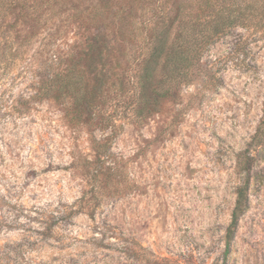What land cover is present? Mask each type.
<instances>
[{"label": "rangeland", "instance_id": "1", "mask_svg": "<svg viewBox=\"0 0 264 264\" xmlns=\"http://www.w3.org/2000/svg\"><path fill=\"white\" fill-rule=\"evenodd\" d=\"M203 2L0 0V264H264V142L253 141L264 107V29L256 19L204 52L176 102L163 99L146 119L135 114L148 20L158 33L173 19L203 21ZM73 61L95 98L93 120L75 110V124L73 108L68 117L41 92L53 69ZM92 135L109 139V182L100 175L96 184L80 164L98 159ZM246 183L247 210L231 233Z\"/></svg>", "mask_w": 264, "mask_h": 264}, {"label": "trees", "instance_id": "2", "mask_svg": "<svg viewBox=\"0 0 264 264\" xmlns=\"http://www.w3.org/2000/svg\"><path fill=\"white\" fill-rule=\"evenodd\" d=\"M235 2L234 0H204L202 9L204 13L207 11L208 14H205L203 21H187L185 17L180 20L173 19L168 23L167 29L159 33L157 31L158 22L148 20L149 23H152L153 33L146 41V53L137 64V67L140 68L137 104L139 107L135 111L138 120L146 119L148 114L157 113L161 101L165 98L176 102L180 97L181 89L193 82L194 73L199 67L204 52L220 38L227 35L232 27L238 24L242 25V22L247 19L246 17H249L256 19L255 28L264 29V0H245L243 6ZM105 8L107 11L109 10L108 7ZM175 23H178V30L169 44V31ZM88 47V51L83 54L86 58L94 52V46L91 43L88 44ZM74 62L68 65L65 70L53 69V72L49 73L51 77L46 80L41 89L42 99L51 98L60 101L65 106L68 117L72 115L73 108L74 114L75 110L77 113L88 111L89 120H93L91 114L95 98L89 91V83L84 70L76 65L77 61ZM159 71H161V76L159 81H156ZM146 110H148L147 113ZM76 119H78V115H72L71 123L75 124ZM108 140L106 138L100 141L92 135L91 141L98 159L95 162L84 159L80 163L86 174L91 176L96 184L99 182L100 175L105 177L106 182L116 177ZM253 141L256 148L264 142V107L262 121ZM246 159L249 161L252 158L247 155ZM93 164H96L95 168H92ZM241 169L244 170V168ZM100 182L102 183L101 180ZM247 188L246 183L237 191V201L229 226L231 233L235 231L240 218L247 210ZM86 199L87 195L77 202L78 210L74 211V214L84 210ZM90 215L93 217V213ZM141 250L146 251L143 248ZM160 260L155 257L154 261L156 264H161Z\"/></svg>", "mask_w": 264, "mask_h": 264}]
</instances>
